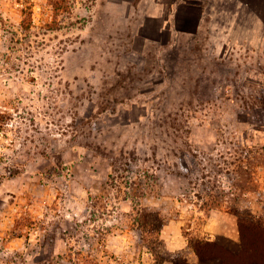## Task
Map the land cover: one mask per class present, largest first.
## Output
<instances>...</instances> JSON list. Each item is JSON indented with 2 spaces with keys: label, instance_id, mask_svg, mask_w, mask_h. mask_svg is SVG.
I'll use <instances>...</instances> for the list:
<instances>
[{
  "label": "rangeland",
  "instance_id": "rangeland-1",
  "mask_svg": "<svg viewBox=\"0 0 264 264\" xmlns=\"http://www.w3.org/2000/svg\"><path fill=\"white\" fill-rule=\"evenodd\" d=\"M164 2L0 0V264H222L189 240L264 212V45L177 39Z\"/></svg>",
  "mask_w": 264,
  "mask_h": 264
},
{
  "label": "crops",
  "instance_id": "crops-1",
  "mask_svg": "<svg viewBox=\"0 0 264 264\" xmlns=\"http://www.w3.org/2000/svg\"><path fill=\"white\" fill-rule=\"evenodd\" d=\"M165 1L170 4L171 11L167 28L177 39L183 38L194 43L203 37L216 55L227 47L241 49L244 46L261 49L264 45V0ZM163 4L165 5L164 0H156L154 13L150 16L156 20L161 18L165 12ZM162 28L161 23L158 31H162ZM229 214L235 215L230 212ZM235 216L232 220L237 225L235 219L237 216ZM211 226L213 230L228 234L235 239L239 236L236 227L233 231L227 230L225 223L220 221H212ZM170 234L165 236L168 246H178L182 249L186 244L185 238L181 237L176 243L175 237Z\"/></svg>",
  "mask_w": 264,
  "mask_h": 264
},
{
  "label": "trees",
  "instance_id": "trees-1",
  "mask_svg": "<svg viewBox=\"0 0 264 264\" xmlns=\"http://www.w3.org/2000/svg\"><path fill=\"white\" fill-rule=\"evenodd\" d=\"M237 200V199H236ZM230 201H227L229 206ZM232 204V202H231ZM229 210L237 216L240 232L239 244L219 237L215 241H195L189 240V244L200 254V257H208V247L218 250L222 264H264V212L260 215L245 214L238 207H231ZM154 215V224L164 223L165 219L157 213ZM172 259V264H190L187 260L176 258Z\"/></svg>",
  "mask_w": 264,
  "mask_h": 264
}]
</instances>
